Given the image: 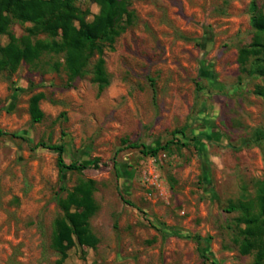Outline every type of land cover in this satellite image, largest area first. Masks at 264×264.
I'll return each mask as SVG.
<instances>
[{"label": "rangeland", "instance_id": "374dc122", "mask_svg": "<svg viewBox=\"0 0 264 264\" xmlns=\"http://www.w3.org/2000/svg\"><path fill=\"white\" fill-rule=\"evenodd\" d=\"M253 2L264 8V0H132V22L104 51V89L92 78L97 55L75 79L65 52L0 72V264L255 262L258 249L242 245L247 213L263 220L264 139L255 132L264 128V76L239 63L258 36ZM76 5L87 20L100 9L95 0ZM32 25L14 19L10 29L21 38ZM37 93L40 122L30 113ZM42 141L64 144L66 162L88 167L61 171L58 149H33ZM141 143L168 148L148 155ZM86 181L98 241L75 237L63 254L54 243L62 200Z\"/></svg>", "mask_w": 264, "mask_h": 264}, {"label": "trees", "instance_id": "16d2710c", "mask_svg": "<svg viewBox=\"0 0 264 264\" xmlns=\"http://www.w3.org/2000/svg\"><path fill=\"white\" fill-rule=\"evenodd\" d=\"M99 5V12L92 20H87V12L82 11L76 0H0V36L7 34L10 40L3 45L0 40V72L5 68L17 69L22 61L35 62L47 53L65 52L66 66L72 79L89 72L88 66L97 55L91 73L94 82L101 89L110 84V75L106 67L104 51L112 46L116 38L126 29L133 20L134 13L130 10L132 0H95ZM14 19L32 22L29 35L18 38L11 31ZM251 23L258 33L254 41L242 47L239 53V63L242 73L264 76V8L259 9L253 2ZM39 34L45 37L33 39ZM60 38L58 39V37ZM254 59L248 62L250 57ZM258 93L264 97V87ZM43 93L35 94L30 101L32 121L40 122L45 117L41 107ZM0 133H4L0 129ZM26 139V137H24ZM256 140L264 139V128L255 132ZM143 153L156 155L161 149L168 148V144L149 147L145 143L136 144ZM47 147L58 149V166L61 171L66 169L83 170L88 165L79 162H66L64 144H51L44 141L33 145V149ZM99 164V160H96ZM92 181L83 182L68 194L62 203L67 211L66 217L56 222L55 246L66 254L75 243L85 242L95 246L98 239L90 227V218L97 209L93 197ZM260 214L263 217L247 213L248 237L242 245L243 252L257 248V257L253 264H264V183L259 193ZM123 199L132 204L133 202ZM75 205V210H71ZM81 208V209H79ZM234 207H232L233 209ZM257 231L254 227H258Z\"/></svg>", "mask_w": 264, "mask_h": 264}]
</instances>
